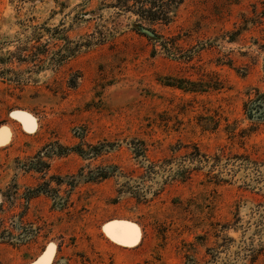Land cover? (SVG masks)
<instances>
[{"label": "rangeland", "instance_id": "374dc122", "mask_svg": "<svg viewBox=\"0 0 264 264\" xmlns=\"http://www.w3.org/2000/svg\"><path fill=\"white\" fill-rule=\"evenodd\" d=\"M133 3L0 0V264H264V0Z\"/></svg>", "mask_w": 264, "mask_h": 264}, {"label": "trees", "instance_id": "16d2710c", "mask_svg": "<svg viewBox=\"0 0 264 264\" xmlns=\"http://www.w3.org/2000/svg\"><path fill=\"white\" fill-rule=\"evenodd\" d=\"M128 1V0H127ZM134 3L132 5H128V6H124L126 8L128 7H133L136 8L139 11V15L143 18V19H147L149 21H156V20H162V21H167L165 18H162L161 16H166L165 12H168V10L171 8V3L175 2L176 4H180L183 2V0H154L153 2H143V0H132ZM129 10H131L130 8H128ZM138 24V30H151L150 28H145L144 25H142L139 21L137 22ZM153 32V30H151ZM154 35H156V32H153ZM17 58V57H16ZM140 148H138L135 151L136 155H143L145 152V148L144 147V143L141 142ZM71 148H67V150H70ZM208 156L203 155L199 150L198 153L196 155V158L194 160H197L199 162H202V159H204V161H206L207 163H209L211 165V167L216 166L217 164H211L210 160L208 159ZM216 162L219 161V157H217ZM186 169L184 167H181V170ZM262 220H264V214L262 216ZM8 231V230H7Z\"/></svg>", "mask_w": 264, "mask_h": 264}, {"label": "water", "instance_id": "95a60500", "mask_svg": "<svg viewBox=\"0 0 264 264\" xmlns=\"http://www.w3.org/2000/svg\"><path fill=\"white\" fill-rule=\"evenodd\" d=\"M44 263V260H42V261H39L38 263H36V264H43Z\"/></svg>", "mask_w": 264, "mask_h": 264}, {"label": "snow or ice", "instance_id": "6c2138e0", "mask_svg": "<svg viewBox=\"0 0 264 264\" xmlns=\"http://www.w3.org/2000/svg\"><path fill=\"white\" fill-rule=\"evenodd\" d=\"M125 235H129V234L126 233ZM132 238H135V235L134 234H132Z\"/></svg>", "mask_w": 264, "mask_h": 264}, {"label": "bare ground", "instance_id": "6f19581e", "mask_svg": "<svg viewBox=\"0 0 264 264\" xmlns=\"http://www.w3.org/2000/svg\"><path fill=\"white\" fill-rule=\"evenodd\" d=\"M126 234V233H125Z\"/></svg>", "mask_w": 264, "mask_h": 264}]
</instances>
